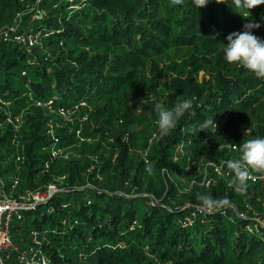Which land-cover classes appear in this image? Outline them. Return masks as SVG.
<instances>
[{"label": "trees", "instance_id": "1", "mask_svg": "<svg viewBox=\"0 0 264 264\" xmlns=\"http://www.w3.org/2000/svg\"><path fill=\"white\" fill-rule=\"evenodd\" d=\"M28 1L0 0V97L12 115L23 111L25 117L17 148L9 129H0V160L8 180L16 172L9 156L21 157L18 191L43 190L65 177L61 191L25 211L14 230L24 241L38 231L54 264H264L261 236L246 229L248 220L232 215L244 200L257 210L244 194L254 187L264 194V186L238 187L230 170L210 187L197 182L168 188L157 172L163 167L186 177L196 160L238 158L244 141L264 136V78L227 62L223 53L229 33L242 31L249 19L261 21L264 4L253 7L249 18L230 6L232 0H211L199 11L192 0L181 7L171 0H38L45 16L23 14L18 23L23 33L26 25L42 34L27 51L1 34ZM252 31L264 38V22ZM201 70L209 78L199 80ZM51 99L49 111L42 104ZM183 99L193 100V113L159 136L154 105L168 108ZM80 100L85 107L71 114L73 122L65 121ZM212 116L215 131L197 130ZM178 142L184 156L174 164ZM52 148L68 157H51ZM217 179L231 187L226 181L215 185ZM197 193L227 197L233 206L183 223L191 206L202 203ZM29 220L34 227H26ZM228 221L237 227H227Z\"/></svg>", "mask_w": 264, "mask_h": 264}, {"label": "built area", "instance_id": "2", "mask_svg": "<svg viewBox=\"0 0 264 264\" xmlns=\"http://www.w3.org/2000/svg\"><path fill=\"white\" fill-rule=\"evenodd\" d=\"M38 0L35 1V5L32 6L31 13L28 14L31 20H36L40 16H45L44 10L39 9L36 5ZM22 14L20 12L16 13V18L18 21H14L8 30L2 32V36L11 35V38L15 40L18 44L24 46L27 51H29L33 46L38 44L42 38V34L39 30H34L31 26H25L27 32H21L18 28V23L20 21ZM52 99L42 104L43 107L47 108L49 111L52 110ZM37 104H40L38 102ZM86 103L84 100H80L77 104L73 105L69 112L70 115H65V111H60L65 115L66 121L73 122L69 116L76 113L80 108L85 107ZM9 108V102H5L0 97V112L3 111V115L0 118V129H9L8 136L11 137V143L15 148L21 146L18 139V133L25 124V117L23 111L18 114L12 115ZM62 110V109H61ZM69 117V119H67ZM52 128V123L47 124ZM48 133L53 134V130H48ZM78 136V131L76 132ZM111 141V140H110ZM228 149L231 151H237L236 145H227ZM50 156L53 158H63L66 159L68 154L64 152L62 148H52ZM184 156L183 143L178 142L173 148L172 162L178 164L180 159ZM240 156V155H239ZM238 156V158H239ZM12 165L17 172L19 170L18 162L21 161V157L17 155V152L12 153L10 156ZM228 159H234L233 156L229 158H223L218 162L207 161L203 167L198 171L200 175V184L205 187H210L215 181V177L228 178L230 176V170L226 167L225 161ZM4 162L0 160V264H54L51 257L46 253L45 250V237L38 238V231L32 230L29 234L28 241H24V236L21 231L14 230L13 224L21 223L23 221V214L25 211L33 210L37 205L47 202L51 196L55 193L61 191L60 184L65 176H60L57 181L59 183H48L43 190H31L28 188L18 191L19 177L15 175L16 172H12L8 180L5 179ZM163 173V169H162ZM251 184H258L264 186V170L249 169V178L246 181ZM9 183L6 187L5 184ZM197 183L193 181L191 183ZM238 189V188H237ZM264 205V198L261 200ZM243 208L237 209L233 207L235 213L238 217L248 220L246 229H254L261 240L264 242V213L259 212L256 208L247 200L243 201ZM51 211V209H49ZM218 209L208 210L203 203L191 206L188 216L183 220V223H191L192 218L195 219L196 216L210 215ZM64 222V220L62 221ZM76 223V220H75ZM11 229L15 231L17 238L13 240L11 235ZM79 257L85 259V254L79 252Z\"/></svg>", "mask_w": 264, "mask_h": 264}, {"label": "clouds", "instance_id": "3", "mask_svg": "<svg viewBox=\"0 0 264 264\" xmlns=\"http://www.w3.org/2000/svg\"><path fill=\"white\" fill-rule=\"evenodd\" d=\"M211 0H192L193 5L198 9L207 6ZM217 3L227 2V0H216ZM184 0H171L173 7H181ZM229 4V3H228ZM230 5L235 11L244 17L251 16L250 10L258 5L264 4V0H232ZM261 21L249 19L245 23L242 31H233L226 37L227 43L223 48L224 59L229 63H236L252 73L257 78H264V38L253 33L252 29L259 28ZM153 115L157 134L161 137L166 136L173 130L177 122L184 117L186 113H193V100H180L172 107H163L161 104H155L153 107ZM211 126V127H210ZM217 127L213 116L204 120L199 124L197 130L215 131ZM241 155L237 159H228L225 161L226 167L233 174L232 183L238 187H243L249 178V169L264 170V136H257L248 139L240 146ZM146 172H151V168H146ZM198 199L208 210L219 209L230 203L227 197L221 199H213L210 195L201 194Z\"/></svg>", "mask_w": 264, "mask_h": 264}, {"label": "rangeland", "instance_id": "4", "mask_svg": "<svg viewBox=\"0 0 264 264\" xmlns=\"http://www.w3.org/2000/svg\"><path fill=\"white\" fill-rule=\"evenodd\" d=\"M34 0H29L28 1V3L27 4H25L24 6H23V9L20 11V13L23 15V14H25V15H28L29 13L28 12H30V10H32V4L34 3L33 2ZM28 13V14H27ZM20 24H22V23H20ZM22 25H24V24H22ZM26 26V25H25ZM24 26V27H25ZM23 27V26H22ZM4 77H5V74H4V70H2L1 71V74H0V78H1V83L4 81ZM202 78H204V79H207V78H209V76L207 75V73H205L204 74V71L203 70H201V71H199V73H198V79L199 80H201ZM159 92H161V93H164V92H166V88H164V87H161V88H159V90H158ZM160 99H161V97H160ZM71 119H73L71 116H69ZM69 117H67V119H69ZM65 121H66V118H65ZM104 140V146H106L107 147V149H109L110 148V145H109V143H107L109 140H107V139H103ZM106 140H107V142H106ZM131 150V149H130ZM70 154L72 155V151L70 152ZM138 155H140L141 153H137ZM116 155V154H115ZM114 155V156H115ZM234 159H237V156L235 155L234 156ZM197 161L198 160H196L195 162H194V164H192V167H193V172H192V174H188L186 177H183V174L182 173H180V172H177V171H167L165 168H163V167H161V168H159V171H157L159 174H160V176L162 177V179H163V181H164V184H165V187H170L171 185H173V186H178L179 184H181L182 185V188H186V187H190V186H192L191 185V183L193 182V181H195V182H200V178L199 179H196V178H194L195 176H194V173H197V174H199L198 173V171L200 170V168L201 167H203L204 165H205V163L208 161L207 159L206 160H200L199 161V163H197ZM149 165H151V162H149ZM88 168H91V166L90 167H88ZM186 168L187 167H185V170H186ZM162 169H163V173H162ZM187 177H191L192 179H190L189 181H188V179H186ZM219 181L221 182V183H223V182H227L228 183V189H229V187H231V185H230V183L227 181V180H224V179H217L216 180V183H215V185H217L218 183H219ZM59 183V182H58ZM195 184V183H194ZM227 189V190H228ZM263 188H261V187H258V189L257 188H252V190H251V192H249V193H246V194H244L245 196V198H248V199H251V200H254L255 202H257V205H256V207H257V210H258V208L259 207H261V208H263V205L262 204H260V201L264 198V194H262L261 193V190H262ZM194 190V189H193ZM237 190V189H236ZM200 195V193H197V196H199ZM213 194H211V197H213V199H215V197L214 196H212ZM235 200H237V198L235 197ZM231 206H233V204L232 203H230V205H229V207H231ZM147 207H148V205H144V206H141L140 208V211H143V210H145V209H147ZM230 210V209H229ZM261 212H264V211H261ZM236 213H235V211L232 213V215H233V219L236 217V215H235ZM38 216H39V214H37ZM40 217V216H39ZM35 226V224L33 223V222H31L30 220L26 223V227H28V228H31V227H34ZM226 226L227 227H231V226H235V227H237V224H235L234 222H232V221H228L227 223H226ZM14 234H15V231L13 230V229H11V235H12V238H13V240L15 239L14 237Z\"/></svg>", "mask_w": 264, "mask_h": 264}]
</instances>
